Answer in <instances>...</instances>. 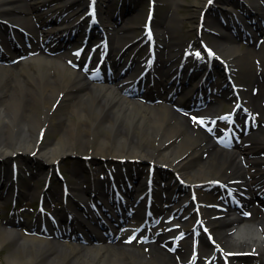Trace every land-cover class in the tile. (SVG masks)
Wrapping results in <instances>:
<instances>
[{
	"label": "bare ground",
	"instance_id": "6f19581e",
	"mask_svg": "<svg viewBox=\"0 0 264 264\" xmlns=\"http://www.w3.org/2000/svg\"><path fill=\"white\" fill-rule=\"evenodd\" d=\"M105 1L100 0L102 3ZM241 1L243 3L214 0L212 6L215 11L200 18L203 20L201 29L205 32L211 29L214 34L216 30L224 29L229 34L233 28L237 30L239 27V35H247L251 39L256 38L259 31L264 34V28L257 24L259 20L264 21L261 0ZM55 3L57 6H54ZM203 6L206 8L207 3L204 2ZM65 8L72 11L53 26L45 25L47 19L56 13L62 14ZM79 8H82L81 0H0V17L7 23L3 24L5 28L14 37L17 36L18 41L26 34L32 44L41 37L49 38L70 27L77 28L72 14ZM230 10L234 11L235 20L230 17ZM37 13L41 14L39 19H35V22L29 20L30 15L35 17ZM214 15H219L224 23L218 25ZM247 15L255 19V24L248 22ZM100 18L104 37H108L111 33L107 32L109 28L106 26L113 27L114 22H110L106 16ZM37 23L40 24L39 28L36 27ZM131 28L129 22L116 26V30L122 31L123 35L111 50L113 53L121 52L123 40L130 37L131 43L126 49L128 54L121 55L129 60L139 46L130 36L131 32L126 30ZM7 29L2 31V36ZM165 29L164 23L163 27L157 24L154 31L156 40L167 49L157 58L156 64L153 66L152 56L146 58L143 64L132 60L124 75L125 66L121 56L117 60L110 57L106 61H96L87 66L90 71H83L84 65L73 64L68 53L53 54L57 50L33 52L30 49L33 46L25 47L26 44L20 47L23 55L17 58L19 61L15 66L5 64V55H0V187L7 184L8 170L4 168L5 164L11 163L15 156L24 160L26 152L34 153L35 162L42 158V168L46 171L78 151L87 159L105 157L108 163L114 164L115 161L117 165L120 164L122 170L106 175L95 182L89 191H108V199L103 198L104 206L122 208L120 196L132 189L143 194L145 192L144 206L132 204L126 212L150 223L154 218L150 214L152 208L158 207L159 201L168 203L177 192L175 189L183 188L188 208L192 210L188 214L190 219L195 222L201 217L210 225L208 235L213 232L215 236L212 242L214 255L209 254L201 237L190 236L192 251L195 252L193 256H187L184 246L173 247L167 237L181 232V224H174L167 236L160 239L142 230L134 233L135 228L127 233H115L116 242L110 244L98 235L102 230L96 223V216L92 215L97 210L93 208L88 216L81 218L63 209L59 227L50 224L39 226L36 230L37 234L47 231L46 236H25L13 222L0 228V248L9 246L5 259L8 264L264 263V157L258 156L261 151L264 152V130L260 126L261 119L254 118L264 116V83L259 82V78L264 79V66L258 72L252 70V55L249 51L240 50L236 37L216 34L217 38L212 40L210 47L213 59L221 60L219 71L225 78L224 94L231 97L230 101L233 100L228 89V78H232L237 71L240 85L251 89L250 93L247 90L241 96L243 101L247 99L246 113L255 122L238 123L226 131L215 130L213 140L204 129L193 126V123L198 117H202L204 122L206 116H217L221 105L217 108L212 104L204 110L184 115L176 114L172 109L201 94L205 89L203 83L195 82L187 87L186 82L194 81V73L199 69L205 71L207 66L195 47L177 46L176 42H171L172 37L167 41ZM78 35H74L76 42ZM3 45L7 48V54H18L9 47L8 41ZM183 50L189 56L181 60ZM261 53L255 52L254 56L264 58V48ZM157 64H161V67L156 69ZM98 68L111 69L113 75L95 78L93 75ZM159 71L166 78L157 79L155 74ZM181 76L187 77V80L181 87L178 86L179 93L174 98L173 90ZM138 84L144 86L145 92L132 97L129 90ZM155 96H163L165 104L153 103ZM38 106L42 107L41 112L36 111ZM57 111L58 115H54ZM55 133L58 134L56 138L45 144L40 142L45 135ZM229 145L234 148H228ZM160 169H166L161 180L156 178V172ZM78 172L84 178L82 170H74V174ZM47 176L48 173L41 174V177ZM106 186L109 188L106 189ZM209 187H222L225 195L226 192L228 195L222 200H207L205 195L196 194V189L210 190ZM77 193L78 187L73 186L69 189L68 197H76ZM160 194L163 196L157 202L155 199ZM52 196L61 197L63 193L53 192ZM149 196L150 203L147 202ZM253 198L260 201L263 207L246 209ZM233 199L243 203V212H234L230 203L226 202ZM162 210L156 212V218L160 213L162 215ZM68 214L73 219H68ZM105 221L112 223L108 218ZM243 223L246 225L242 226ZM76 229L78 232L85 231L84 237L76 235ZM54 230L71 233L56 237L52 233ZM237 232L238 237H235ZM89 233L93 239L87 236ZM131 235H134V239L128 241ZM244 260L247 261L242 262Z\"/></svg>",
	"mask_w": 264,
	"mask_h": 264
},
{
	"label": "rangeland",
	"instance_id": "374dc122",
	"mask_svg": "<svg viewBox=\"0 0 264 264\" xmlns=\"http://www.w3.org/2000/svg\"><path fill=\"white\" fill-rule=\"evenodd\" d=\"M85 2L88 0H84ZM129 2L128 5L126 6L125 3ZM205 0H156L155 3V22L153 24L154 30L158 26L162 25L164 23V28H167L164 30L167 41L172 37L173 39L171 42H176L177 46L179 44L185 45L189 41H197L196 40V22H197V16L199 11L203 7V3ZM262 2V1H261ZM149 2L148 0H111L109 3L106 4V8L104 10L107 12L105 16L108 18L112 17L114 13L118 14L117 21L121 25L122 23H131L132 28L128 29V31L131 32L130 36L135 37V38H140L142 35V29H143V22L146 16L147 9L149 8ZM78 15L84 16L86 20L89 18L86 16L87 11H84V9L78 13ZM41 17L40 13H37V16H29V20L33 19V22H35V19H39ZM161 17L164 18V20H160ZM113 19V18H112ZM43 20V17H42ZM85 20V21H86ZM166 20V21H165ZM44 21V20H43ZM84 21V22H85ZM165 21V22H164ZM114 24L116 25L117 22L116 20H113ZM38 24H36V27H38ZM42 25V24H41ZM40 26V24H39ZM39 28V27H38ZM117 31V30H116ZM123 33L120 32H115L113 30V36L110 41V45L113 47L116 44V41L120 35ZM207 37V38H206ZM130 37H126L123 40V44L127 43L129 41ZM205 40L207 41H212L213 36L209 35L205 36ZM129 43V42H128ZM238 43L240 44V49L242 51H247L250 50V52L253 53L256 47V41H253L252 45L246 46L243 45L242 41L239 40ZM259 43V39H258ZM257 43V44H258ZM142 46L140 47V51L138 52V59H141L142 56H144L148 50L146 44L144 41H142ZM259 45V44H258ZM47 46V45H46ZM75 46H71V48H74ZM250 47V49H249ZM174 48V47H172ZM164 49V47H163ZM162 48H158V51L160 50V54L163 52L167 51V49L163 50ZM162 50V53H161ZM101 49H98L96 53H100ZM89 53V52H87ZM83 59V58H82ZM260 64H263V62H260L259 64H255L251 62V68L252 70L256 71L258 70V66ZM264 66V64H263ZM159 78H163V76L158 75ZM259 82L263 81L261 78H259ZM238 82L239 79L237 78ZM219 81V80H218ZM210 83H213V80H210ZM251 89L249 88V93ZM247 106V104L245 103ZM260 105V104H259ZM231 105L227 104L223 106V108L219 111L220 115L222 117H226L229 114V109ZM262 107V104H261ZM42 107H39L36 109L37 112H41ZM191 109L187 110L190 111ZM69 112V111H68ZM242 113L243 115L245 112L242 111V109H238V112L235 113L233 116L228 117L227 119L223 120L222 122H219L217 125L218 127H227L228 122L234 121V118L239 114ZM54 115H58V111L54 113ZM195 125V124H194ZM262 129L264 130V123H262ZM58 136L57 133L55 134H47L44 136L43 139L40 140L42 144H45L46 141L52 140ZM91 152V151H90ZM88 152V153H90ZM258 155L260 158L264 157V152L261 151ZM24 160L22 158L14 157L12 162L14 161L16 166L18 167L20 171V179H19V184L20 188L22 190V193L24 196H18L19 200H17V205H19L21 208L20 209H14L12 205L9 203V194L11 193V188L6 189H0V191H3L4 194L0 196V228L1 226H4L8 222H13L18 225L19 227V232H21L24 235H28V227L30 226L31 223L39 224L41 222H49L51 219H57L59 218V208H61L59 201H55L54 198H50V201L43 204L45 209V212H40L39 209L36 207L35 212H32L28 207L29 205H32L33 208H35L36 202L34 200V195L38 194L39 188L43 184L42 179L40 178V173H45L46 171L42 168L43 167V159L40 158L38 163H36L33 159L34 153H28L26 152L24 155ZM115 162V161H113ZM58 165L60 166L61 172L64 174L66 183L70 186H79L81 187L80 189L84 191V186L91 187L93 181H98L103 177L106 173V170L112 171L114 169V164L112 162L108 163V159L105 157H97V159H93L91 157L90 160H86L85 156L82 155L81 153L76 152L75 155H70L68 157H64L62 160L58 162ZM10 166L11 163H6L4 168L8 170V174L6 176V179L10 180ZM3 167V166H2ZM53 170V167H52ZM74 170H82L84 172V180L82 179L81 174L75 173ZM96 172V173H95ZM163 173V172H161ZM30 174V176L28 175ZM32 175V176H31ZM53 175V172H52ZM160 177L158 175V172L156 173V177ZM51 186L52 188L47 190L46 195L49 196L51 192H61L63 183H60L54 179V175L51 179ZM14 189V188H13ZM12 189V192H13ZM212 189L208 191L200 190L199 193L203 196L205 195V198L207 200L209 199H214L218 200L221 198L220 190L219 189H214L213 192L211 191ZM51 191V192H50ZM7 192V193H5ZM6 194V195H5ZM70 201V200H69ZM69 203V207L72 206L71 202ZM71 205V206H70ZM250 206H255L254 200L250 202ZM38 209V210H37ZM165 209V207H164ZM71 210V209H70ZM167 210V209H165ZM133 225L132 222L129 223L126 222L125 225ZM136 225V224H135ZM164 227L160 226L157 227L154 223L149 226L150 232L157 234L160 229ZM148 229V231H149ZM111 230V227H110ZM80 233L86 234L85 231H80ZM91 233H89L90 237ZM235 237H238V232L235 234ZM93 238V237H90ZM108 241L111 242L109 238H107ZM178 243L184 244L183 241H177ZM9 251V246H5L3 248H0V264H8L6 259L7 252ZM247 260H244L242 262H246ZM259 264V263H258Z\"/></svg>",
	"mask_w": 264,
	"mask_h": 264
},
{
	"label": "snow or ice",
	"instance_id": "6c2138e0",
	"mask_svg": "<svg viewBox=\"0 0 264 264\" xmlns=\"http://www.w3.org/2000/svg\"><path fill=\"white\" fill-rule=\"evenodd\" d=\"M149 38H150V33H149ZM226 118V117H225Z\"/></svg>",
	"mask_w": 264,
	"mask_h": 264
}]
</instances>
